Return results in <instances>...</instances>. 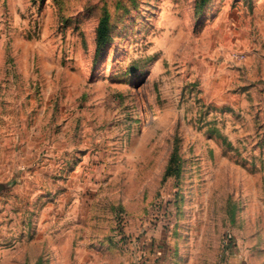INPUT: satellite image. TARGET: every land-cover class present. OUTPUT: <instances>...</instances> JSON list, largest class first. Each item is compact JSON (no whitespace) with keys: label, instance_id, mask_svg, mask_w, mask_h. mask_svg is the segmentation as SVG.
<instances>
[{"label":"rangeland","instance_id":"1","mask_svg":"<svg viewBox=\"0 0 264 264\" xmlns=\"http://www.w3.org/2000/svg\"><path fill=\"white\" fill-rule=\"evenodd\" d=\"M154 261L264 264V0H0V264Z\"/></svg>","mask_w":264,"mask_h":264},{"label":"trees","instance_id":"2","mask_svg":"<svg viewBox=\"0 0 264 264\" xmlns=\"http://www.w3.org/2000/svg\"><path fill=\"white\" fill-rule=\"evenodd\" d=\"M102 38L100 37L99 40H98V46L100 47V45L102 44Z\"/></svg>","mask_w":264,"mask_h":264},{"label":"crops","instance_id":"3","mask_svg":"<svg viewBox=\"0 0 264 264\" xmlns=\"http://www.w3.org/2000/svg\"><path fill=\"white\" fill-rule=\"evenodd\" d=\"M146 264H157V261H154V262H148V263H146Z\"/></svg>","mask_w":264,"mask_h":264}]
</instances>
